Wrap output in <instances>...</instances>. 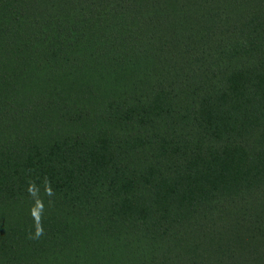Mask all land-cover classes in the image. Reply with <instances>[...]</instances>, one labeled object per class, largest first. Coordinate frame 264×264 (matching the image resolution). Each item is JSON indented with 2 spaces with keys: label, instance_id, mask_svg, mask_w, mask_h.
Listing matches in <instances>:
<instances>
[{
  "label": "trees",
  "instance_id": "obj_1",
  "mask_svg": "<svg viewBox=\"0 0 264 264\" xmlns=\"http://www.w3.org/2000/svg\"><path fill=\"white\" fill-rule=\"evenodd\" d=\"M0 264H264V0H0Z\"/></svg>",
  "mask_w": 264,
  "mask_h": 264
}]
</instances>
